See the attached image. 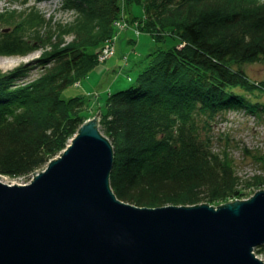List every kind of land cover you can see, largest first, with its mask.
<instances>
[{
	"label": "trees",
	"instance_id": "obj_1",
	"mask_svg": "<svg viewBox=\"0 0 264 264\" xmlns=\"http://www.w3.org/2000/svg\"><path fill=\"white\" fill-rule=\"evenodd\" d=\"M124 2L143 6L144 17L132 21L142 32L179 41L149 54L138 84L111 93L100 109L114 149L113 192L150 208L248 198L244 190L263 178L243 180L228 149H213L212 131L230 109L264 114L252 101L264 82L242 70L264 61V0H64L73 12L65 23L35 7L0 11V56L42 50L33 82H19L27 71H0V175L34 174L79 132L88 103L62 95L93 71L96 52L125 18Z\"/></svg>",
	"mask_w": 264,
	"mask_h": 264
},
{
	"label": "water",
	"instance_id": "obj_2",
	"mask_svg": "<svg viewBox=\"0 0 264 264\" xmlns=\"http://www.w3.org/2000/svg\"><path fill=\"white\" fill-rule=\"evenodd\" d=\"M86 120L24 185L0 180V264H264V190L219 206L138 207L110 186L114 149Z\"/></svg>",
	"mask_w": 264,
	"mask_h": 264
},
{
	"label": "rangeland",
	"instance_id": "obj_3",
	"mask_svg": "<svg viewBox=\"0 0 264 264\" xmlns=\"http://www.w3.org/2000/svg\"><path fill=\"white\" fill-rule=\"evenodd\" d=\"M63 2L64 0H46L44 2L29 0L26 4L24 0H0V11H4L6 8L23 10L27 7H35L47 18L53 17L55 20L65 23L72 20L73 13L62 8ZM122 5V12L125 13L128 25L124 31L115 28L117 49L113 47L111 50L114 51H110L113 54L104 62L100 55L107 43L115 42L114 38L111 37V40L101 45V48L96 52L98 63L88 77L67 89L62 95L66 99L82 97L88 103L89 109L84 113L87 118L89 117L88 119H94L101 112V107L111 93L138 84L139 75L148 65L147 57L149 54L159 48H171L179 41L169 38L167 41L158 42L152 34L142 32L139 26L135 24L137 20L133 23L132 21L135 17H144L143 6L133 4L126 8L128 4L125 2ZM122 22L125 20L122 19ZM0 30L2 29L0 28ZM66 39L70 41L71 37ZM104 50L107 53V49ZM41 52L42 50L38 49L26 55L0 56V71L6 74L20 70L27 71L20 78L22 80L20 82H33L40 77V64L37 61ZM242 70L248 74L252 81L264 82V61L246 64L242 66ZM256 95L258 98L252 97V101L264 104V92H258ZM99 123L101 124V118ZM212 135L214 137L213 149L216 152L228 149L235 161L237 173L243 180H250L257 176L264 180V114L259 117L247 113L244 109H230L222 113L217 119ZM31 179V175L24 178L0 175V180L9 185H24ZM262 190H264V185L251 186L245 189L243 193L245 197H248L245 199H249ZM258 248L255 249V252L264 261V253H259Z\"/></svg>",
	"mask_w": 264,
	"mask_h": 264
},
{
	"label": "built area",
	"instance_id": "obj_4",
	"mask_svg": "<svg viewBox=\"0 0 264 264\" xmlns=\"http://www.w3.org/2000/svg\"><path fill=\"white\" fill-rule=\"evenodd\" d=\"M119 25H120V24H119ZM120 26H121V27H124L122 24H121ZM105 49H107V50H106L107 53H105V50H104V52H102V54H101V57H102L103 59H105V58H107L108 56H110V55L113 54L112 52H110V51H113V50H111V49H113V45L107 46Z\"/></svg>",
	"mask_w": 264,
	"mask_h": 264
},
{
	"label": "bare ground",
	"instance_id": "obj_5",
	"mask_svg": "<svg viewBox=\"0 0 264 264\" xmlns=\"http://www.w3.org/2000/svg\"><path fill=\"white\" fill-rule=\"evenodd\" d=\"M44 1H46V0H43V2H44ZM136 23L139 24V21H137ZM136 23H135V24H136ZM110 40H111V39H109L108 41H110ZM113 43H114L113 41H112V42L110 41L109 43H107V45L110 46V45H112ZM183 46H184V45H183ZM181 47H182V46H181ZM110 56H111V55H110ZM110 56H108L107 58H105V59H104V62H106V61L110 58ZM20 81H22V80H19V82H20ZM20 83H21V82H20ZM262 246H264V245H262ZM262 246H260V247H262ZM256 248H258V247H256ZM256 248H255V249H256ZM255 249H254V251H253V254H255V257H256V258L260 259V258L257 256V254H256V252H255ZM258 249H259V248H258Z\"/></svg>",
	"mask_w": 264,
	"mask_h": 264
}]
</instances>
